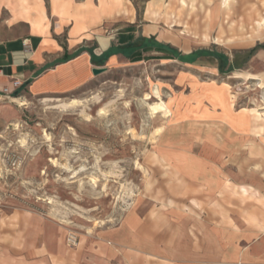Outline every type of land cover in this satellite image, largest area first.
I'll list each match as a JSON object with an SVG mask.
<instances>
[{
	"label": "rangeland",
	"instance_id": "rangeland-1",
	"mask_svg": "<svg viewBox=\"0 0 264 264\" xmlns=\"http://www.w3.org/2000/svg\"><path fill=\"white\" fill-rule=\"evenodd\" d=\"M135 2L137 24L175 47L120 59L72 93L2 100L0 203L78 237L113 233L135 211L189 222L218 205L246 217L253 242L264 233V47L246 51L264 45V0ZM28 31L0 20V40ZM260 243L248 264H264Z\"/></svg>",
	"mask_w": 264,
	"mask_h": 264
},
{
	"label": "crops",
	"instance_id": "crops-1",
	"mask_svg": "<svg viewBox=\"0 0 264 264\" xmlns=\"http://www.w3.org/2000/svg\"><path fill=\"white\" fill-rule=\"evenodd\" d=\"M128 8L132 19L120 31L116 25ZM0 20L8 28L29 25L27 35L0 40V102L21 90L72 93L93 80L94 67L108 69L148 47H175L157 31L146 34L131 0H0ZM109 22L110 31L103 27ZM213 208L211 219L202 214L189 222L170 209L135 211L113 233L92 229L76 245L68 242L73 230L65 221L29 208H0V264H248L264 233L252 242L245 216Z\"/></svg>",
	"mask_w": 264,
	"mask_h": 264
},
{
	"label": "built area",
	"instance_id": "built-area-1",
	"mask_svg": "<svg viewBox=\"0 0 264 264\" xmlns=\"http://www.w3.org/2000/svg\"><path fill=\"white\" fill-rule=\"evenodd\" d=\"M14 86H15V88H20L21 86H22V83L20 82V81H18V80H15V82H14ZM5 93L6 94H10V91H9V89L7 88V89H5ZM9 97V96H8ZM5 206L4 205H2L1 203H0V208H4ZM78 240H79V237H78V235L76 234V232L75 231H71L70 233H69V236H68V242L71 244V245H76L77 243H78Z\"/></svg>",
	"mask_w": 264,
	"mask_h": 264
},
{
	"label": "bare ground",
	"instance_id": "bare-ground-1",
	"mask_svg": "<svg viewBox=\"0 0 264 264\" xmlns=\"http://www.w3.org/2000/svg\"><path fill=\"white\" fill-rule=\"evenodd\" d=\"M13 101L14 102H19V99L18 98H13ZM22 102H24V101H22ZM77 103H78V100H73L72 101V104H77ZM152 107H153V111H155V112L166 110V105L164 103H157V105L152 106Z\"/></svg>",
	"mask_w": 264,
	"mask_h": 264
},
{
	"label": "trees",
	"instance_id": "trees-1",
	"mask_svg": "<svg viewBox=\"0 0 264 264\" xmlns=\"http://www.w3.org/2000/svg\"><path fill=\"white\" fill-rule=\"evenodd\" d=\"M133 2H134V5H136V2H135V0H133ZM153 41H154V39H152ZM157 47H159L160 48V46L159 45H157ZM264 47V45H258V46H256L255 48H253V49H251V50H249V51H246V53H247V59L246 60H248L250 57H252L254 54H255V52H256V50L257 49H259V48H263ZM67 59V58H66ZM102 63H103V61H102ZM235 66H236V64H235ZM239 65L237 64V66H236V68H240V66L238 67ZM24 88V87H23ZM19 92L20 91H18V93L17 94H19Z\"/></svg>",
	"mask_w": 264,
	"mask_h": 264
},
{
	"label": "water",
	"instance_id": "water-1",
	"mask_svg": "<svg viewBox=\"0 0 264 264\" xmlns=\"http://www.w3.org/2000/svg\"><path fill=\"white\" fill-rule=\"evenodd\" d=\"M106 70H107L106 67H94L92 71H93L94 75H99V74L105 72Z\"/></svg>",
	"mask_w": 264,
	"mask_h": 264
}]
</instances>
